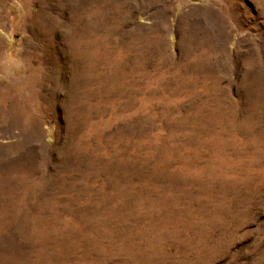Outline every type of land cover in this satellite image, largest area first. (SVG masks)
<instances>
[{
  "label": "rangeland",
  "instance_id": "1",
  "mask_svg": "<svg viewBox=\"0 0 264 264\" xmlns=\"http://www.w3.org/2000/svg\"><path fill=\"white\" fill-rule=\"evenodd\" d=\"M0 264H264V0H0Z\"/></svg>",
  "mask_w": 264,
  "mask_h": 264
},
{
  "label": "bare ground",
  "instance_id": "2",
  "mask_svg": "<svg viewBox=\"0 0 264 264\" xmlns=\"http://www.w3.org/2000/svg\"><path fill=\"white\" fill-rule=\"evenodd\" d=\"M35 98V97H34Z\"/></svg>",
  "mask_w": 264,
  "mask_h": 264
}]
</instances>
